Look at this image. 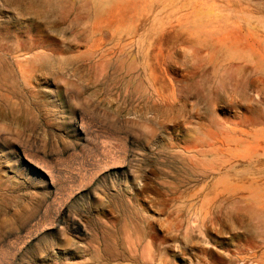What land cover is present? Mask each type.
Returning <instances> with one entry per match:
<instances>
[{
	"label": "rangeland",
	"instance_id": "374dc122",
	"mask_svg": "<svg viewBox=\"0 0 264 264\" xmlns=\"http://www.w3.org/2000/svg\"><path fill=\"white\" fill-rule=\"evenodd\" d=\"M104 1L0 0V264H264V0Z\"/></svg>",
	"mask_w": 264,
	"mask_h": 264
},
{
	"label": "bare ground",
	"instance_id": "6f19581e",
	"mask_svg": "<svg viewBox=\"0 0 264 264\" xmlns=\"http://www.w3.org/2000/svg\"><path fill=\"white\" fill-rule=\"evenodd\" d=\"M255 1V0H254ZM105 1L104 0H93V4H94V7L96 8V9H99V8H101L103 5H105V3H104ZM253 2V1H252ZM52 6V5H51ZM264 8V7H263ZM100 10V9H99ZM239 16H240V14H239ZM245 17V16H244ZM252 17H254V16H251V18ZM234 18V17H233ZM237 18V17H236ZM250 18V17H249ZM261 21H263V20H261ZM260 26V25H259ZM264 30V29H263ZM207 31V30H206ZM241 31V30H240ZM242 32H244L243 30H242ZM126 51V50H125ZM1 68H2V70L6 73V68H4V66H1ZM233 68H235V67H233ZM235 71V70H234ZM241 73V72H240ZM2 90V89H1ZM17 93V92H16ZM13 94V93H12ZM16 147V146H15ZM69 148V147H68ZM74 148V147H73ZM16 151V150H15ZM14 151V152H15ZM22 153V152H21ZM28 162V161H27ZM45 174V173H44ZM44 176V175H43ZM48 177V176H47ZM85 180V179H84ZM52 185V184H51ZM40 190V189H39ZM45 190V189H44ZM235 196V195H234ZM64 213V212H63ZM60 215V214H59ZM35 216H36V213L34 212V213H31V214H29V216L27 217V218H25L24 219V224H25V228L26 227H28V225L30 224V222L35 218ZM237 216V215H236ZM241 225V224H240ZM247 228V227H246ZM250 228V227H249Z\"/></svg>",
	"mask_w": 264,
	"mask_h": 264
}]
</instances>
